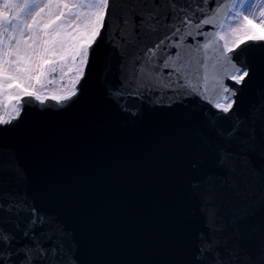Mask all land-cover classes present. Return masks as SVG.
<instances>
[{
	"label": "snow or ice",
	"instance_id": "obj_1",
	"mask_svg": "<svg viewBox=\"0 0 264 264\" xmlns=\"http://www.w3.org/2000/svg\"><path fill=\"white\" fill-rule=\"evenodd\" d=\"M113 22L122 73L118 85L107 79L109 59L104 86L122 113L137 115L127 103L133 97L169 109L196 97L206 106L212 135H199L213 170L203 159L189 162L204 220L188 264H264V219L252 223L264 208V102L245 117L237 110L238 92L254 76L247 57L264 56V0H0V126H18L33 102H78ZM28 183L16 153L0 151V264H80L74 233ZM245 185H259V197L222 215L226 198L239 199Z\"/></svg>",
	"mask_w": 264,
	"mask_h": 264
},
{
	"label": "water",
	"instance_id": "obj_2",
	"mask_svg": "<svg viewBox=\"0 0 264 264\" xmlns=\"http://www.w3.org/2000/svg\"><path fill=\"white\" fill-rule=\"evenodd\" d=\"M121 52L113 22L78 102L26 105L18 126H0V151L16 153L28 193L74 233L80 264H188L194 231L204 220L189 187V162L203 159L204 170H213L199 135H212L206 106L196 97L171 109L133 97L127 103L137 115L122 113L104 86L109 59L107 79L120 83ZM247 61L254 76L238 92L240 117L264 102V56L257 51ZM259 194V185H245L239 199L226 198L222 215ZM262 219L264 208L252 223ZM260 238L257 231L252 240Z\"/></svg>",
	"mask_w": 264,
	"mask_h": 264
},
{
	"label": "rangeland",
	"instance_id": "obj_3",
	"mask_svg": "<svg viewBox=\"0 0 264 264\" xmlns=\"http://www.w3.org/2000/svg\"><path fill=\"white\" fill-rule=\"evenodd\" d=\"M57 82H58V79H57ZM56 85H57V83H55L54 85L51 86L52 91H58L56 88Z\"/></svg>",
	"mask_w": 264,
	"mask_h": 264
}]
</instances>
